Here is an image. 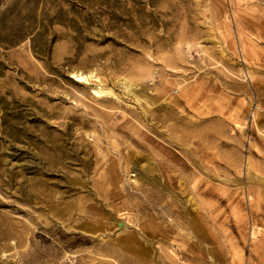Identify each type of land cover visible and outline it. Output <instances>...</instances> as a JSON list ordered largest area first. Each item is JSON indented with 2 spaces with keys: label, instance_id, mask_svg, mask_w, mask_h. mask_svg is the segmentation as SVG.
<instances>
[{
  "label": "rangeland",
  "instance_id": "1",
  "mask_svg": "<svg viewBox=\"0 0 264 264\" xmlns=\"http://www.w3.org/2000/svg\"><path fill=\"white\" fill-rule=\"evenodd\" d=\"M0 92V264H264V0H0Z\"/></svg>",
  "mask_w": 264,
  "mask_h": 264
},
{
  "label": "bare ground",
  "instance_id": "2",
  "mask_svg": "<svg viewBox=\"0 0 264 264\" xmlns=\"http://www.w3.org/2000/svg\"><path fill=\"white\" fill-rule=\"evenodd\" d=\"M75 76L77 77L76 79L85 78V75H84L83 72H77V73H75ZM123 81L125 83H127V85H130V86L133 85V83L127 82L126 79H123ZM106 91H108V92H106ZM97 92L98 93H112V94L116 95V92H113L110 89H104L103 87H98L97 88ZM4 93H6V92H0V96L4 95ZM136 93H138V95L140 93V95L143 96L141 94V92H136ZM12 98L16 99L14 96ZM144 98H143L144 104H142V107L147 109V107L151 103V101L149 99H147V97H144ZM108 168H109L110 176L107 175L108 174L107 170H106L107 172H105V171L102 172L101 171V173H100L101 181L103 183H107L108 182V187H109V184L111 186H113V187L107 188V189L115 191L116 193H121V189H122L121 176H120V168H119V165H118L117 161L116 160H114V161L111 160V163L109 164ZM134 168H136V166L130 167L128 171L134 170ZM148 170H149L148 167L139 168L140 177L144 178L145 176H147ZM143 194H144L145 197L153 196V194L149 193L148 190L147 191H143ZM76 206L77 205L70 204L71 215L72 216H74V214H75V211H72V210H74L73 207H76ZM197 223H198L197 220L193 218L192 224L194 226H197L196 225ZM76 227L80 228L84 232L83 235H80V236L79 235H75L76 239H78V238L87 239L89 234H93V233L97 232V230L100 228L96 224H93L92 222H89V221H82L80 224L76 225ZM56 233L64 234L60 230H56ZM255 233H256V230L254 229L252 234L254 235ZM143 238L145 240H148L149 237L146 236V235L145 236L143 235ZM114 240H115L114 247L105 249V251H107V252H109L111 254L112 253H120V254L121 253L122 254H129V253L130 254H151V252H152L151 247L143 245L141 243L142 240L139 237L135 236L134 234L133 235L124 234L122 236H118V237L114 238Z\"/></svg>",
  "mask_w": 264,
  "mask_h": 264
}]
</instances>
